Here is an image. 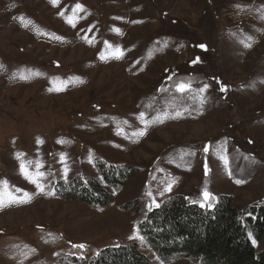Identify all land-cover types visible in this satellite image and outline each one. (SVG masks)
Returning <instances> with one entry per match:
<instances>
[{
	"label": "rangeland",
	"instance_id": "1",
	"mask_svg": "<svg viewBox=\"0 0 264 264\" xmlns=\"http://www.w3.org/2000/svg\"><path fill=\"white\" fill-rule=\"evenodd\" d=\"M77 3L83 12L73 11ZM261 15L264 0H0V181L32 194L0 209V264H76L131 244L154 264H201L164 261L141 234L153 200L200 205L207 191L205 208L230 197L243 218L264 210ZM116 48L123 58H113ZM70 78L79 79L55 90ZM176 81H190L193 91L181 96ZM204 84L210 87L196 91ZM17 153L43 162L45 193L54 195L20 174ZM101 166L132 175L112 187ZM78 182L98 183L112 200L95 206L66 198ZM249 238L264 251V237L249 231Z\"/></svg>",
	"mask_w": 264,
	"mask_h": 264
},
{
	"label": "trees",
	"instance_id": "2",
	"mask_svg": "<svg viewBox=\"0 0 264 264\" xmlns=\"http://www.w3.org/2000/svg\"><path fill=\"white\" fill-rule=\"evenodd\" d=\"M107 185L124 186L132 172L101 166ZM65 197L87 205L106 206L112 196L96 182H78L65 189ZM243 218L229 197L201 208L176 197L151 211L140 224V232L164 261L176 257L199 260L201 264H264V251L257 252L249 231L257 241L264 237V210L252 208ZM76 264H154L134 245L104 248L92 261Z\"/></svg>",
	"mask_w": 264,
	"mask_h": 264
},
{
	"label": "snow or ice",
	"instance_id": "3",
	"mask_svg": "<svg viewBox=\"0 0 264 264\" xmlns=\"http://www.w3.org/2000/svg\"><path fill=\"white\" fill-rule=\"evenodd\" d=\"M58 0H52V3L55 5L57 4ZM237 7H240L239 5H237ZM76 10H79L80 12H83L84 9L82 7V5H80L79 3H77L73 9V11L75 12ZM60 15H64L63 12L60 13ZM261 19H264V15H261L260 17ZM67 23L71 24L73 27H75V23L73 22V20L71 18L66 20ZM134 23H139V21H134ZM89 31H91V28L89 29ZM117 33H119V29H116ZM85 39H88L87 36L84 37ZM57 39H60L59 37H57ZM248 39H251V37H248ZM108 47L111 48V45L108 44V41L104 42ZM241 43H244V41H241ZM245 47H250V44L244 43ZM200 48L204 49L205 51L207 50L206 45H199ZM105 57L102 55L101 59H104ZM113 58L116 59H120L123 58V51L120 48H116L114 50L113 53ZM200 58L197 57L196 60H194L192 63L196 64L199 63ZM38 75V73H37ZM23 79H26L27 77H21ZM73 79H79V78H70L67 81H59L58 86L55 88V90L57 92L64 90L72 81ZM169 80L172 79L171 76L168 77ZM81 83L83 82L82 80L80 81ZM55 83V82H54ZM173 87L175 88V91L180 93L181 96H183L184 93H190L193 91L192 89V85L191 82H184V81H176L173 83ZM210 86L208 84H204L202 88H199L198 91L199 93H203L205 92ZM161 91L163 92H168V88H162ZM220 91L222 92H226L227 88L224 86H221ZM206 97H201L200 99V103L201 105H203V103L205 102ZM186 110V109H185ZM141 117H144L145 113H141L140 114ZM167 113H163V117L166 118L167 117ZM175 115L178 117L181 115V113L179 111H177L175 113ZM155 122L156 123H163V118L160 115H157L155 117ZM148 127V124L145 123L144 125V129H146ZM142 129L139 132H134L133 135H139V136H143L145 135V130ZM37 143H43V141L37 140ZM58 143H63V141H58ZM204 151L207 152L208 148L205 147ZM24 153H17L16 154V159L20 162L19 163V169H20V174L22 176H24V178L26 180H28L30 183L34 184L36 189L38 190V192L43 193V194H47V195H54V192L51 190V188H49V191L47 193H45V187L47 185H45L43 182L46 181L48 179V173L40 171V169H42L44 167L43 162L41 161H32V160H28L25 161L24 160ZM60 163L62 165H64L63 167V177L65 180H67V175L68 172L70 171L69 167L67 166V160L65 156H61L60 157ZM208 169L207 167L205 168V174L207 175ZM243 181H237V183H242ZM171 190V185H168L167 191ZM16 193H21V195H16ZM203 199L205 201V203H201L200 207L204 208L207 204V202L212 199L210 193H208L207 191H205L203 194ZM32 198V194L28 193L27 191H24L23 189L20 188H14L10 190V186L8 184L7 180L4 181H0V209L6 207V206H11L13 204H22V203H28L31 201ZM152 205H155L156 208H159L160 205L158 203H156L155 200L152 201V204L149 205V208L151 209ZM73 248H79V249H83L85 247V245L83 244H73L72 245ZM34 251V250H33Z\"/></svg>",
	"mask_w": 264,
	"mask_h": 264
}]
</instances>
